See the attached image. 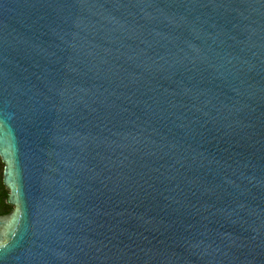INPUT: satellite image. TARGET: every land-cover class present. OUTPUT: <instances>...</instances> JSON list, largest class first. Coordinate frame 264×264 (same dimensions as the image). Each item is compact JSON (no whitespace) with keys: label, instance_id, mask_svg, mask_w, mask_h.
I'll return each instance as SVG.
<instances>
[{"label":"water","instance_id":"obj_1","mask_svg":"<svg viewBox=\"0 0 264 264\" xmlns=\"http://www.w3.org/2000/svg\"><path fill=\"white\" fill-rule=\"evenodd\" d=\"M0 264H264V0H0Z\"/></svg>","mask_w":264,"mask_h":264},{"label":"flooded vegetation","instance_id":"obj_2","mask_svg":"<svg viewBox=\"0 0 264 264\" xmlns=\"http://www.w3.org/2000/svg\"><path fill=\"white\" fill-rule=\"evenodd\" d=\"M4 165L0 159V217L9 215L14 207L8 201L9 191L3 184Z\"/></svg>","mask_w":264,"mask_h":264}]
</instances>
